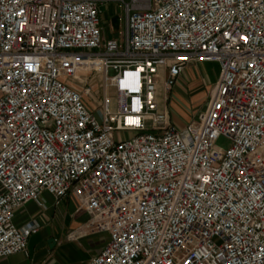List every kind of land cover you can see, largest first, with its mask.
Wrapping results in <instances>:
<instances>
[{
	"label": "built area",
	"instance_id": "2783aa9c",
	"mask_svg": "<svg viewBox=\"0 0 264 264\" xmlns=\"http://www.w3.org/2000/svg\"><path fill=\"white\" fill-rule=\"evenodd\" d=\"M203 61L211 101L174 127L159 87ZM44 192L106 234L86 264H264V0H0V258L29 254L15 215Z\"/></svg>",
	"mask_w": 264,
	"mask_h": 264
},
{
	"label": "rangeland",
	"instance_id": "374dc122",
	"mask_svg": "<svg viewBox=\"0 0 264 264\" xmlns=\"http://www.w3.org/2000/svg\"><path fill=\"white\" fill-rule=\"evenodd\" d=\"M114 14L122 15L119 1L109 2L105 18L109 20L110 16ZM120 30H122V26L117 25L116 33L118 34ZM196 66L195 72L193 70L190 73L188 72L192 80H187L182 88L177 90L173 87L165 90L163 85L159 87L158 99L160 106L169 111L171 124L174 127L182 126V123L186 125L195 119L200 112L207 108L211 101L212 92L220 73V66L215 61L199 62ZM85 78L91 79L90 82L94 89V92L84 95L85 100L92 109L96 110L105 94V82L97 72L91 75L86 74ZM77 86L81 89L83 84L78 83ZM109 94L114 96L116 94L115 90H109ZM113 107H116L114 98ZM119 133L121 136L130 135L128 132ZM216 143L222 148H228L230 140L226 136L221 135ZM35 239L36 236L31 237V250H33ZM105 241L106 234L103 233L87 234L75 241H67L57 249L56 257L58 260L56 264H86L90 257L100 251Z\"/></svg>",
	"mask_w": 264,
	"mask_h": 264
},
{
	"label": "crops",
	"instance_id": "0c3cea01",
	"mask_svg": "<svg viewBox=\"0 0 264 264\" xmlns=\"http://www.w3.org/2000/svg\"><path fill=\"white\" fill-rule=\"evenodd\" d=\"M109 2L103 6L101 13V22L105 37H115L116 27L123 28V7L121 6L122 15H112L109 20L105 18L106 9ZM110 26V28H108ZM199 63V62H197ZM189 65L180 76L174 89H180L186 84V81L192 80L189 75L190 71H196V65ZM189 72V73H188ZM218 78V77H217ZM185 123H182L183 128ZM42 204L36 201H28L17 209L15 215L16 224L22 226L28 222L34 221L40 225V230L32 236L34 240L33 250H31V237L29 239V254L17 253L0 258V264H56L57 249L67 241H75L82 238L84 226L89 214L84 209H78V204L72 193H69L59 204L55 203L54 197L44 192L41 195ZM54 238L55 244L50 246L49 239ZM75 245V244H73ZM91 258V257H90ZM89 258V259H90ZM89 259L87 261H89Z\"/></svg>",
	"mask_w": 264,
	"mask_h": 264
},
{
	"label": "water",
	"instance_id": "95a60500",
	"mask_svg": "<svg viewBox=\"0 0 264 264\" xmlns=\"http://www.w3.org/2000/svg\"><path fill=\"white\" fill-rule=\"evenodd\" d=\"M49 243H50V246L53 247V245L55 244V239L54 238H50L49 239Z\"/></svg>",
	"mask_w": 264,
	"mask_h": 264
}]
</instances>
